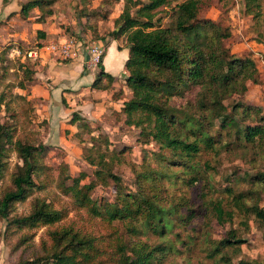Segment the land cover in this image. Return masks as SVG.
<instances>
[{"label":"trees","instance_id":"1","mask_svg":"<svg viewBox=\"0 0 264 264\" xmlns=\"http://www.w3.org/2000/svg\"><path fill=\"white\" fill-rule=\"evenodd\" d=\"M81 1L79 18L85 20V32L89 31L94 41H105L99 21H106L110 12L90 11V1ZM105 1L108 5L124 2L115 30L109 35L123 38L129 50L126 85L132 98L125 102L120 120L140 131V143H154L158 150L140 166L130 165L135 191H129L122 178L113 173L114 162L123 153L110 150L108 137L103 140L105 150L95 144L85 157L94 168L95 181L82 184L86 174L72 177L67 166L57 180L44 163L47 146L33 143L28 134L25 139L18 138L32 123V105L22 95L2 91L0 183L9 172L11 154L22 163L8 174V185L0 187V223L5 224L7 236L46 228L41 252L20 264H164L172 255L173 241L180 238L178 229L188 234V230L197 232L194 236L204 243L206 257L214 264H264L242 258L243 246L248 244L245 234L257 228L264 238V109L237 100L246 95L251 83L260 84L256 61L234 54L226 46L231 29L201 16L204 0L175 5L173 0ZM58 2L25 0L20 15L28 19L37 9L41 15L36 21L43 23L54 14ZM245 5L247 13L260 15V0H245ZM164 16L170 18L167 26L163 25ZM69 33L78 40L85 38ZM12 48L0 53V84L11 71L7 55ZM18 60L24 78L17 87L25 90L35 71L27 66L32 62L29 58ZM102 63L92 87L105 91L115 79ZM79 119L74 114L72 121ZM97 139L92 138L93 143ZM204 153H213L218 159L228 154L253 168L254 173L242 176L240 169L233 172L234 180L246 182L247 187L229 184L216 195L209 176L216 167L198 162ZM109 180L115 186V201L94 200L91 193L98 182ZM230 180L227 176L226 181ZM179 185L202 186L208 193L202 192L192 202L177 195ZM52 186L72 204H57L40 196ZM211 193L215 196L210 198ZM27 201L30 211L19 214L18 206ZM71 205L77 209V220L68 219ZM239 216L238 228L235 221ZM215 223L224 230L216 238L212 236Z\"/></svg>","mask_w":264,"mask_h":264},{"label":"rangeland","instance_id":"2","mask_svg":"<svg viewBox=\"0 0 264 264\" xmlns=\"http://www.w3.org/2000/svg\"><path fill=\"white\" fill-rule=\"evenodd\" d=\"M65 1L66 0H59L60 6L64 5L66 7L67 3H65ZM67 1H71V9L64 10L68 14L67 22H70V20L75 21L76 24H73V27L78 28L82 34L83 31H85L83 21L79 18V8L82 1ZM89 1L88 9L90 11L96 9L102 10L103 12H110L109 18L106 21H99L101 23L99 24V27L106 28L109 31V33L106 34L109 36L115 30V20L123 12L124 2L108 5L105 0ZM173 1L175 5L176 3H181L186 0ZM260 4L261 13L258 17H255L254 13H247L245 0H204V7L201 11V16L203 18L220 21L223 26L229 27L232 32V37L226 42V46L232 50V53L239 56H250L256 61L260 70V84L255 85L251 83L246 95L239 96L237 100L264 109V0H260ZM69 6L70 5L67 4V7ZM74 9L77 11L76 13L74 12ZM169 23L170 18L164 16L163 25L167 26ZM36 42L37 40L33 39L30 44H24L22 46L29 49V47L33 46ZM11 62V71L6 80L0 84V93L2 91H7L10 95L14 91L20 92V89L16 87L24 78L23 70L20 69V64L22 63L16 58L12 59ZM27 66L33 71L37 67L36 64L34 65L32 62L27 63ZM86 69L89 75L88 79H94L100 70V66L86 67ZM4 115L5 114L1 115L3 120L5 119ZM31 115L34 118L31 125L28 126L26 133H19L18 138L25 139L24 136L28 134L30 137L32 136L30 140H32L33 143L44 144L47 146L48 149L44 153V163L51 167L53 175L57 180L60 178L63 166H67L69 175L72 177H79L81 174H86L87 177L82 184H90L95 181L94 168L88 164L85 157L86 154H89V151L91 152L90 149L93 148L95 144L98 146L97 149L105 150L106 146L103 143V140L105 137H108L111 142L110 150L117 153H123L120 155V158L114 162L113 173L122 178L124 186L129 191H135V176L130 165L134 164L140 166L147 156L150 158L151 154L158 150L154 143L147 145L140 143L138 141L140 131L126 126L124 122L120 120L121 117L118 116V114H101V119L99 120L95 117L94 121L91 123L92 129L87 125V120L85 119L81 120L77 126H74V124L71 123L74 114H55L54 119L48 121H44L42 114ZM61 115H63L64 122H60L59 116ZM79 115L89 120L93 119V114H78V116ZM66 118L69 119L68 122H65ZM61 125H64L65 128L62 129ZM92 138H98L97 142L93 143ZM92 153L93 156H95V153ZM198 162L202 165L208 162L216 167L215 171L209 172L211 179L210 186L216 189V195H220L221 190L224 187L229 186V184H232L233 187H238L239 189H245L247 187L246 182H240L239 179H237L238 181L234 180L235 177L233 178V172L235 169H240L239 176H242L245 173L251 174L255 172L253 168L244 164L241 160H234V158L228 154H223L222 157L218 159L213 153H204L202 157L198 159ZM8 163L9 174L10 172L13 173L16 167L22 162L16 154H11ZM261 170H264V168ZM8 174L0 183V187L8 185ZM227 176L231 177L230 182L226 181ZM68 184H70V182ZM114 188V183L111 180L106 183L98 182V185L92 191L91 196L97 201L106 199L110 202H114L116 198ZM202 188V186L186 188L185 186L179 185L178 189L175 191L178 196L194 202L199 199L202 192L208 193L207 188L204 190H202ZM40 196L47 197L49 200H52L57 204L60 202L72 204L70 198L61 195L57 186L50 187L48 191L41 193ZM213 196L215 195L211 193L209 197L211 198ZM262 205L264 206V201ZM74 206L75 205L70 206V213L68 216L70 221L77 220V209ZM30 208V201L21 203L18 206V213L28 214ZM240 222L241 217L239 216L235 221L236 227H240ZM4 226L5 224L1 222L0 264H20L22 259L31 260L41 252V240L46 234V228H38L28 234L17 232L13 235L9 234L7 236L4 234ZM213 228L212 236L214 238L221 236L224 232V230L217 226L216 223ZM188 231L191 234H188L187 231L181 229L176 231L180 234V238L173 241L172 247L174 249L172 255H170L169 259L164 264H214L213 261L206 257L204 243H202L200 239L197 240V237L194 236L197 232H191V230ZM24 238H26L25 241H23ZM245 239L248 240V244L243 246L242 258L264 262L263 232L259 231L257 228H252L250 234H245Z\"/></svg>","mask_w":264,"mask_h":264},{"label":"crops","instance_id":"3","mask_svg":"<svg viewBox=\"0 0 264 264\" xmlns=\"http://www.w3.org/2000/svg\"><path fill=\"white\" fill-rule=\"evenodd\" d=\"M24 3L25 0H0V53L5 48L12 46L7 59L11 61L14 58H22L23 60L25 59L23 56H15L14 50L21 49L25 53L28 48H24L22 45L30 44L33 39L37 40L28 49L37 48L40 52L38 60L30 59L37 66L34 69V79L28 83L27 89L13 92L15 95L24 96L32 105L33 112L30 111L29 114H42L44 121L53 120L55 114H93L92 120L80 115L78 121L71 120V123L77 126L81 120L85 119L91 129L94 118L101 119V114H118L122 118L124 104L132 98V92L126 85L128 73L125 65L129 57V50L123 38L107 36L106 33L109 31L104 27H99L101 36H106L105 41L98 42L105 49L102 60L103 68L115 79V82L110 90L94 89L92 86L102 69L101 67L94 79H88L86 67L89 66L86 56L66 63L57 53L49 50L51 44L62 42L70 37L69 31L84 36L83 40L85 41H94L89 31H83L81 34L78 28L73 27V24H76L75 21L67 22L68 14L64 10L71 9V1H65L70 5L67 7L66 4L67 9L64 5L60 6V2H58L54 8V14L43 23L36 21L41 15L37 9L31 12L28 19L21 17L20 12ZM81 7L82 5H80ZM74 12L77 11L74 9ZM82 21L84 24L85 20L82 19ZM31 118L34 119L32 115ZM59 118L60 122H64L63 115ZM68 121L69 119L66 118L65 122ZM122 121L124 122V119ZM64 125H61L62 129L65 128Z\"/></svg>","mask_w":264,"mask_h":264},{"label":"built area","instance_id":"4","mask_svg":"<svg viewBox=\"0 0 264 264\" xmlns=\"http://www.w3.org/2000/svg\"><path fill=\"white\" fill-rule=\"evenodd\" d=\"M49 50L57 53L60 58L70 59L71 61L86 56L89 67L99 66L105 54L103 45L98 42L78 40L76 37H68L62 42L51 44ZM14 54L34 61L40 58V52L37 48L26 50L25 53L21 49H16Z\"/></svg>","mask_w":264,"mask_h":264}]
</instances>
